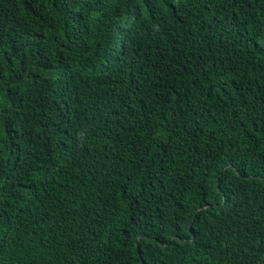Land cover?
Masks as SVG:
<instances>
[{
    "label": "trees",
    "instance_id": "1",
    "mask_svg": "<svg viewBox=\"0 0 264 264\" xmlns=\"http://www.w3.org/2000/svg\"><path fill=\"white\" fill-rule=\"evenodd\" d=\"M0 264H264V0H0Z\"/></svg>",
    "mask_w": 264,
    "mask_h": 264
}]
</instances>
